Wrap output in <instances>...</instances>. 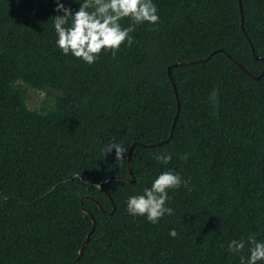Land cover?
I'll return each instance as SVG.
<instances>
[{"label":"trees","instance_id":"obj_1","mask_svg":"<svg viewBox=\"0 0 264 264\" xmlns=\"http://www.w3.org/2000/svg\"><path fill=\"white\" fill-rule=\"evenodd\" d=\"M240 2L153 0L160 22L89 65L58 48L56 0H0V264H73L93 226L83 207L96 228L77 264H246L251 245L228 244L264 241V75L251 77L264 68V0ZM111 143L136 144V183L105 186L113 215L97 185L130 176ZM164 171L186 182L169 190L173 214L130 215L128 198Z\"/></svg>","mask_w":264,"mask_h":264},{"label":"clouds","instance_id":"obj_2","mask_svg":"<svg viewBox=\"0 0 264 264\" xmlns=\"http://www.w3.org/2000/svg\"><path fill=\"white\" fill-rule=\"evenodd\" d=\"M79 3L75 11L66 7L61 0H56L53 27L57 34L56 44L64 55L71 54L91 65L100 58L105 51L111 52L116 57L122 45L131 47L133 33L136 27L144 23L151 25L160 22L158 8L153 0H74ZM132 21L127 27H122L124 19ZM115 150V158L120 164L127 156L128 148L121 143H111L103 149L106 155ZM156 159L162 164H168L172 157L161 152ZM185 184L178 173L164 171L152 182L151 187L145 188L140 195L130 196L127 200V211L132 216L146 217L147 221L157 224L166 214L172 215L174 210L167 207L170 200L169 190H176ZM99 186V185H98ZM169 235L178 236L173 228ZM246 243L250 256L246 264H258L264 261V241H257L251 234L247 242L243 239L232 240L228 244V251L233 254L241 253ZM241 264H245L241 258Z\"/></svg>","mask_w":264,"mask_h":264},{"label":"water","instance_id":"obj_3","mask_svg":"<svg viewBox=\"0 0 264 264\" xmlns=\"http://www.w3.org/2000/svg\"><path fill=\"white\" fill-rule=\"evenodd\" d=\"M239 5H240V7H241V2H240V0H239ZM241 9H242V7H241ZM241 26H242L241 28H242V30H243V32H244V28H243V20H242V25H241ZM248 41H249V43H250L251 49L254 51L253 44L251 43V41H250L249 38H248ZM220 51L223 52L222 50H220ZM216 53H217V52H213L210 56H208L207 58H204V59L195 60V61H189V62H185V63H181V64H176V66H183V65H192V64H197V63H203V62H205V61H208V60L212 57V55H214V54H216ZM254 57H255L256 60H264L263 58L257 56L255 53H254ZM229 58H231V57H229ZM231 59H232V58H231ZM237 65H238V67H239L240 69H242L243 71L246 72V70H245L240 64H237ZM263 75H264V68H263V70H262V72H261V74H260L259 76H251V77L257 80V79H260ZM169 77H170V80H171V82H172V84H173V88H174V90H175L176 98H177V100L179 101V97H178V93H177V90H176V86H175L174 81H173V79H172V77H171V69H170V68H169ZM179 113H180V106H179V104H178V111H177L176 117H175V119H174V122H173V124H172V130H171L170 138H172V136H173V132H174V129H175V126H176V122H177V119H178ZM166 141H168V140H166ZM160 144H161V143L152 144V145H150V147H156V146H159ZM135 145H136V144H133V145L131 146V148H130V150H129V153H128V156H127V163H128V170H129V176H130V178H128V179H123V178H119V177H107V178H105L100 184H98L99 186L97 185V187L100 189V191L103 192L104 194H106V195L108 196L109 200L111 201V203H112V205H113V210H112V212L108 213L109 215H113V214H114V212L116 211V206L114 205V202H113L112 198H111V197L108 195V193L106 192V190H105V186H106L108 183H110V182H112V181H114V180L124 181L125 183H127V184H131V185H134V184L136 183V180H135V177H134V175H133V171H132V165H131L132 151H133ZM87 199H90V198H86V197H85V198H83V199L81 200V204H82V206H83V204H84V201L87 200ZM96 204L99 206L100 209H102L101 206H100L98 203H96ZM102 210H103V209H102ZM83 211H84L87 215L90 216V218H91V220H92V223H93V226H92L91 230L89 231V233L87 234V236H86V240H85V242L83 243V245H82V247H81V249H80V251H79V255H78L77 259L74 261L73 264H77L78 261L80 260V258L82 257L83 252H84V249H85V248L87 247V245L89 244L90 237H91V235L94 233L95 228H96V221H95L94 216H93V215H92L87 209H85L84 207H83ZM103 212L106 213L104 210H103Z\"/></svg>","mask_w":264,"mask_h":264},{"label":"rangeland","instance_id":"obj_4","mask_svg":"<svg viewBox=\"0 0 264 264\" xmlns=\"http://www.w3.org/2000/svg\"><path fill=\"white\" fill-rule=\"evenodd\" d=\"M44 98H45V95L42 93H35V94L33 93L32 94V100H33L32 104L34 106H36V105L39 106V105H41Z\"/></svg>","mask_w":264,"mask_h":264}]
</instances>
